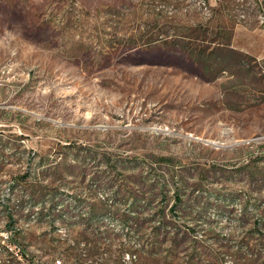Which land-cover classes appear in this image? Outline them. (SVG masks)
<instances>
[{"label": "rangeland", "instance_id": "obj_1", "mask_svg": "<svg viewBox=\"0 0 264 264\" xmlns=\"http://www.w3.org/2000/svg\"><path fill=\"white\" fill-rule=\"evenodd\" d=\"M260 16L264 0H0V264H62L77 241L85 264H264ZM163 180L190 208L165 207L168 240L142 252L161 201L131 193Z\"/></svg>", "mask_w": 264, "mask_h": 264}, {"label": "trees", "instance_id": "obj_2", "mask_svg": "<svg viewBox=\"0 0 264 264\" xmlns=\"http://www.w3.org/2000/svg\"><path fill=\"white\" fill-rule=\"evenodd\" d=\"M168 182L163 180L162 182L158 183L157 185H155L154 187H151L150 191H137L136 193H131V199H130V206L131 207H141L142 211L145 208H148L152 205L153 201L155 198H159L161 201V213L157 212V214H161L160 215V219L157 220L156 222H158V224L153 228V232L152 234L149 236V238L143 239V237H141L142 239L140 240L139 237V242L142 241L140 249L142 250V252H146V249L144 248V244L143 242H149V249L154 248L159 241H167L168 238L164 235L163 239L159 240L158 236L160 235L161 231H166L167 229V221L165 219V214L164 213V208L168 207V210H179L181 213H185L187 212V209L190 208V204L188 200L184 201V188L182 186V184H173L172 187V201L167 204L165 203L164 200H166V194H167V185ZM121 185L117 186V191L115 193V196H121L119 195L120 192L122 190H126L129 191V187L127 184H123V187H121ZM23 189L25 191L28 192H32V187H28V186H24ZM29 193V194H30ZM128 195V194H127ZM31 198L34 199V195L33 192L30 194ZM57 197L54 194L51 195H42V197L40 198V208L39 211L35 213L36 218L38 219V221H44L47 220V223L49 224V228L50 230H54V219L56 216H58L57 213H55L56 210V205H57ZM48 199V203L45 202V200ZM5 211L7 212L6 216H7V221L6 224H10V223H15V217H14V213L12 212L11 209L5 208ZM95 213V210L93 208H91L88 212V215L91 216ZM156 213V212H155ZM123 221L124 222H129L130 219L128 218L127 215H124L123 217ZM149 222V221H148ZM144 223L141 222V224ZM6 236L7 239L6 241L11 244L14 245L15 248H18V250L15 252L17 255L19 254H25V249L21 247V245H19V243H17L13 238H14V232L12 231L11 228H7L6 227ZM124 248V247H123ZM79 250V242H75L73 244H68V249H67V253L69 255V258L66 261H62V264H85L86 260H87V256L90 253H94L95 251V246L94 245H89V243L85 244V248L83 250V252L78 251ZM123 252L124 249H121V253L123 256ZM7 254H12L9 250H6ZM56 261H58L59 263L61 262L60 259H57Z\"/></svg>", "mask_w": 264, "mask_h": 264}, {"label": "built area", "instance_id": "obj_3", "mask_svg": "<svg viewBox=\"0 0 264 264\" xmlns=\"http://www.w3.org/2000/svg\"><path fill=\"white\" fill-rule=\"evenodd\" d=\"M260 19L261 23H264V16H260Z\"/></svg>", "mask_w": 264, "mask_h": 264}]
</instances>
